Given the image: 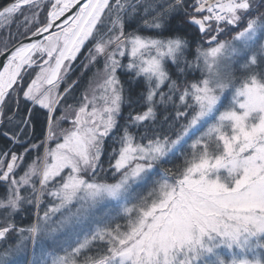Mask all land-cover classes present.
<instances>
[{"label": "snow or ice", "instance_id": "6c2138e0", "mask_svg": "<svg viewBox=\"0 0 264 264\" xmlns=\"http://www.w3.org/2000/svg\"><path fill=\"white\" fill-rule=\"evenodd\" d=\"M17 15L0 49V264L29 244L30 264H264V0H11L0 30ZM88 42L83 66L103 65L62 105Z\"/></svg>", "mask_w": 264, "mask_h": 264}, {"label": "trees", "instance_id": "16d2710c", "mask_svg": "<svg viewBox=\"0 0 264 264\" xmlns=\"http://www.w3.org/2000/svg\"><path fill=\"white\" fill-rule=\"evenodd\" d=\"M11 2V0H0V8H2V6L6 5L7 3ZM41 20H43V13H41ZM22 24V17L17 15L15 17V20L11 23L10 27H4L3 30H0V49L4 48L5 46H11L12 44L15 43V40H9L8 39V34L9 32L13 35V36H17L18 33V25ZM20 32L23 31V28L20 27ZM147 34V33H146ZM19 39H23V36H19ZM92 46V42H88L86 43L85 47L81 49V52L77 55V59L75 61H71V67L70 70L68 71L65 80L63 82H61L60 84V92H63L64 88L67 87L69 84H72L74 81L76 82L72 89L70 94H68L65 98L64 101H62V105H66V104H78L80 99L82 98L84 92L86 89H88L89 87V80L90 78H94L93 74L96 71V68H100L103 65V58H98V62L96 63L95 66H91L85 73H81L84 70V66L83 63L84 62V58L87 55L88 49ZM126 60V58H125ZM124 60V62H125ZM38 68H33L31 70H29V75H26L25 77V81L28 82L30 81L31 78L34 77L35 72L38 71ZM82 74V75H81ZM118 74L121 77V80L124 82H127L128 80V76L126 73H124L122 70L118 72ZM81 75V77H80ZM140 87H142V83L140 85ZM62 111L61 107L57 108L56 111V115H60ZM127 113H128V107L125 106L122 112V116L120 118V124H124L125 119L127 117ZM44 121V115H43V110H41V113L38 115L37 117V121H36V132L37 135L40 134L41 132V126L42 123ZM70 123L68 121H64L62 124V127L64 128H68L70 127ZM189 143H191V141H189ZM6 144V141L3 139V137H0V148H2L4 145ZM114 146L113 144V138L110 137L105 141V147H106V152H105V156L103 157V159L105 160V167H107V160H108V152L111 151V148ZM185 151L188 150V145L184 146ZM31 155H35V153H32ZM183 162V157L180 154H177L176 157L173 159L171 164L166 165L167 167H172L174 168L175 165H179L182 164ZM109 180L113 179L110 178V174L107 177ZM5 191V188L2 184H0V194H3ZM17 219H19V217H17ZM31 220V217L25 218L22 223L27 224L29 223ZM3 245L0 244V248H2ZM52 245L49 243H45V248H51ZM39 251V246H37V252ZM33 250H32V246L31 244L28 245V248L25 252L21 253V260L18 264H30V261L33 258ZM17 264V263H16Z\"/></svg>", "mask_w": 264, "mask_h": 264}, {"label": "rangeland", "instance_id": "374dc122", "mask_svg": "<svg viewBox=\"0 0 264 264\" xmlns=\"http://www.w3.org/2000/svg\"><path fill=\"white\" fill-rule=\"evenodd\" d=\"M127 62V58H126V60H125V63ZM91 67V66H90ZM90 67H88V68H84V70L81 72L82 74L83 73H85ZM81 74V75H82ZM81 75H80V77H81ZM110 178H113L111 175H110ZM47 243H49V244H51V242H48V241H46ZM45 242V243H46ZM44 247H45V244H44ZM15 260H16V263L18 264L19 262H20V260H21V254L20 255H18L17 257H15Z\"/></svg>", "mask_w": 264, "mask_h": 264}, {"label": "water", "instance_id": "95a60500", "mask_svg": "<svg viewBox=\"0 0 264 264\" xmlns=\"http://www.w3.org/2000/svg\"><path fill=\"white\" fill-rule=\"evenodd\" d=\"M73 11H75V10H73ZM70 14V13H69ZM45 35H47V34H45ZM35 39V38H34ZM38 39H42V37H39ZM25 42H29V41H27V40H25ZM6 62V55H4V56H0V68H2V65L4 64Z\"/></svg>", "mask_w": 264, "mask_h": 264}]
</instances>
